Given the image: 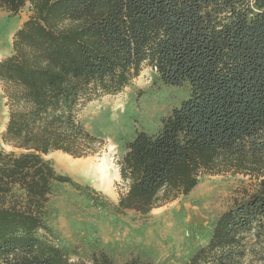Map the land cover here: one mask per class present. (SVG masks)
I'll return each mask as SVG.
<instances>
[{"label":"trees","instance_id":"1","mask_svg":"<svg viewBox=\"0 0 264 264\" xmlns=\"http://www.w3.org/2000/svg\"><path fill=\"white\" fill-rule=\"evenodd\" d=\"M29 17L0 60L8 120L0 143V264H155L105 249L73 259L52 239L48 202L69 182L45 155H94L104 140L79 118L87 100L117 93L144 67L188 98L155 132L139 130L118 161V213L188 194L202 175L250 182L209 240L182 264H264V0H0ZM10 147V150L6 149Z\"/></svg>","mask_w":264,"mask_h":264},{"label":"rangeland","instance_id":"2","mask_svg":"<svg viewBox=\"0 0 264 264\" xmlns=\"http://www.w3.org/2000/svg\"><path fill=\"white\" fill-rule=\"evenodd\" d=\"M30 14L28 6L17 14L0 6V17L9 21L12 29L18 30ZM12 45L11 38L8 55L13 52ZM189 93L187 82L166 84L155 69L146 66L121 91L94 96L82 106L81 122L104 140L98 153L76 158L56 150L45 155L58 172L88 188L87 192L69 182L55 183L48 202L52 239L73 259L105 249L117 259L139 256L155 264H182L209 240L219 214L232 205L239 189L251 181L239 173L205 174L188 194L147 214L115 211L113 205L125 191L118 161L126 151V144L139 130L157 131L163 119ZM1 112L4 119L5 113L8 114L6 104ZM63 159L74 164L80 160L82 166L93 169L98 166L100 171L101 166L108 168L105 175L99 173L95 177L87 176L86 171L76 174L62 166Z\"/></svg>","mask_w":264,"mask_h":264},{"label":"crops","instance_id":"3","mask_svg":"<svg viewBox=\"0 0 264 264\" xmlns=\"http://www.w3.org/2000/svg\"><path fill=\"white\" fill-rule=\"evenodd\" d=\"M12 24L9 21H5L0 17V60L8 55L11 51V38L13 39L14 32L16 31L15 27L12 29ZM13 46V45H12ZM6 104V97L4 96L3 87L0 84V140L1 133L6 127L8 120V114L2 119L1 111L2 106Z\"/></svg>","mask_w":264,"mask_h":264},{"label":"bare ground","instance_id":"4","mask_svg":"<svg viewBox=\"0 0 264 264\" xmlns=\"http://www.w3.org/2000/svg\"><path fill=\"white\" fill-rule=\"evenodd\" d=\"M61 162H62L63 167L70 169L72 172H74L76 174L86 171L87 176H93V177L97 176V174H99V173H101L102 175H105L107 168H108V167L106 168V166H101V171L99 170L98 166H96L95 169L89 168V165L82 166L81 165L82 162L80 160L76 161V164H74V162L72 163L68 159H63V161H61Z\"/></svg>","mask_w":264,"mask_h":264}]
</instances>
